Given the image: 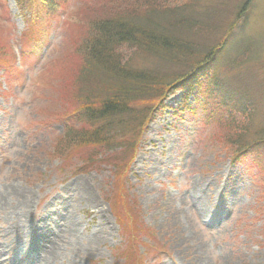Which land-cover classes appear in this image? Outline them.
<instances>
[{
	"label": "rangeland",
	"instance_id": "1",
	"mask_svg": "<svg viewBox=\"0 0 264 264\" xmlns=\"http://www.w3.org/2000/svg\"><path fill=\"white\" fill-rule=\"evenodd\" d=\"M76 6L77 0H67L26 10L15 0H0V51L11 48L12 39L21 51L20 37L31 18L32 28L41 35L36 47L23 45L20 72L9 71L0 78V89L5 90L0 91V264H123L114 250L137 236L140 244L135 250L143 254L142 264H264V169H247L251 155L234 164L217 146L220 117L208 112L214 104L196 81L180 92H167L127 166L65 159L63 151L49 146L67 127L76 126L66 99L75 92L78 78L69 83L54 76L51 68L69 38L64 18L73 20L69 13ZM245 18V24L236 22L239 28L225 54L201 67L200 74L226 81L237 69L226 67L223 56L243 51L249 36L262 40L264 0H255ZM229 19L231 23L235 16ZM252 50L247 49L248 54ZM247 59L250 68L253 61ZM146 60L158 69L153 60ZM219 102L222 113L231 108L228 95ZM122 114L108 120L118 123ZM253 123L263 126L258 120ZM110 127L114 125L109 122L98 124L104 129L100 134L113 141L107 135ZM114 141L119 143L118 136ZM82 148L87 158L89 149ZM115 196L123 203L118 210L138 214L140 230L121 234ZM20 212L25 229L16 226L20 243H11L16 235L10 226ZM49 241L57 247L52 256ZM133 247L126 246L132 251Z\"/></svg>",
	"mask_w": 264,
	"mask_h": 264
},
{
	"label": "trees",
	"instance_id": "2",
	"mask_svg": "<svg viewBox=\"0 0 264 264\" xmlns=\"http://www.w3.org/2000/svg\"><path fill=\"white\" fill-rule=\"evenodd\" d=\"M15 1L19 8L26 10L67 2ZM254 1L77 0L76 8L69 13L74 19L69 21L66 17L63 22L69 30V38L64 40L61 52L51 65L55 68L54 76L61 75L69 83L78 78L75 92L66 99L72 111L69 116L74 114L77 118L76 126L67 127L59 140L49 146L63 151L65 159L66 156L77 157L90 161L91 165L127 166L145 124L167 92L172 88H188L194 80L207 101L213 102V111L220 117L217 146L234 164L251 155L247 169H264V31L262 40L245 38V35L243 51L234 53L232 50L223 56L226 67L237 69L226 81L200 74L201 67L225 54L234 29L239 28H235L236 22H247L245 17ZM232 16L235 19L229 23ZM34 21L31 18L30 25L21 34V50L25 44L34 48L39 43L41 35L32 28ZM11 45L8 50L0 51V78H5L9 71L16 73L12 71L18 58L14 54L13 39ZM247 49H253L251 55ZM127 54L129 56L125 57ZM247 57L253 61L250 68H247L251 62ZM141 58L146 65L141 66ZM146 59L153 60L158 69L150 66ZM225 71L229 70L225 68ZM206 90H210L209 93H205ZM223 94L228 95L232 104L224 113L219 111V98ZM114 114L123 115L119 127L118 123L108 120ZM253 120L263 126L257 128ZM103 122L114 125L107 129L113 141L100 134L104 129L98 128V124ZM116 136L119 143L114 141ZM121 140L127 143L122 144ZM82 147L89 149L88 159ZM112 203L122 235H127L128 230H140L138 214L130 216L118 210L123 205L118 196ZM128 244L134 245L133 251L126 248ZM139 244L138 236L126 239L114 253L123 259V264H142L143 254L135 250Z\"/></svg>",
	"mask_w": 264,
	"mask_h": 264
},
{
	"label": "bare ground",
	"instance_id": "3",
	"mask_svg": "<svg viewBox=\"0 0 264 264\" xmlns=\"http://www.w3.org/2000/svg\"><path fill=\"white\" fill-rule=\"evenodd\" d=\"M175 98V95H173V96H171L170 97V100H172V99H174ZM23 215H22V212H20L19 213V215H18V218H17V222L15 223H13L11 226H10V228L13 230V233L15 234V233H17V231H16V229H15V227L16 226H18V228H19V231H23L24 229H25V226H24V224H20L21 223V221H20V218L22 217ZM22 223H24L23 221H22ZM73 227V226H72ZM72 230V229H71ZM103 232H104V234H105V230H103ZM16 235V234H15ZM11 243H17V244H19L20 243V241L18 240V236L16 235L13 239H12V242ZM4 244V242L2 243V244H0V248H1V246ZM8 244V243H7ZM11 245V244H10ZM48 249V255L49 256H52V255H54L56 252H57V247L55 246V243H52L51 241H49V247L47 248ZM256 264H259V263H256ZM262 264V263H261Z\"/></svg>",
	"mask_w": 264,
	"mask_h": 264
}]
</instances>
